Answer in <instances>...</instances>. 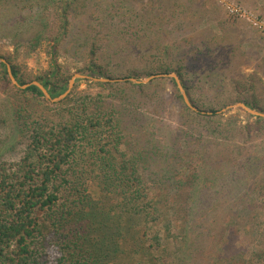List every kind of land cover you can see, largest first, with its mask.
Segmentation results:
<instances>
[{
	"label": "trees",
	"instance_id": "1",
	"mask_svg": "<svg viewBox=\"0 0 264 264\" xmlns=\"http://www.w3.org/2000/svg\"><path fill=\"white\" fill-rule=\"evenodd\" d=\"M110 1L79 0L74 4L77 10H84L83 23L86 25L89 56L94 57L99 49H102L99 52H105L113 48L111 42L104 39L106 34L102 31L117 35L115 30L124 36L126 44L133 48V54H148V48L154 45L148 38L152 36L153 29H138L125 23L119 25L122 21L111 25L101 17L102 14H113L114 18L117 16V8L113 11L106 8ZM125 2L129 0H124L122 4ZM68 3L70 6L73 1ZM92 3L100 4L99 8L92 9ZM25 5L32 12L34 6L30 0H0V34L10 32L21 38L25 35L23 32L41 31L46 21L41 12L43 10L38 9L29 14L28 10L25 11ZM202 5L204 11L194 13L191 21L189 20L190 24L194 19L198 21L192 22L189 32L179 41L184 43V46L178 44L184 50L183 62L191 54L199 62L206 77L204 83L216 87L214 93H225L222 87H226L234 96L233 99L237 97L234 103L244 104L249 109L264 114V75L259 76L258 70L249 75L243 74L239 71L240 65L236 63V58H232L231 65L226 64L225 69L221 68L220 71L201 64L207 54L205 48L213 54L218 51V54H222L225 38L234 39L230 26L237 24L236 18L225 21L217 18V14L214 17L211 15L214 8L218 12L215 0H202ZM87 6L91 9L85 10ZM79 12L81 15V11ZM23 13L30 15L28 20H23ZM68 15L71 16L68 11L63 14L56 11L60 22L58 35L51 33V38L46 35L44 39L52 41L49 47L50 69L34 79L43 86L51 99L63 95L68 86L67 77L60 74L59 66L54 60V41L58 37L62 40L67 36ZM212 21L219 33L211 28ZM202 22L205 27H201ZM92 23L97 25L95 29L91 28ZM161 37L164 38V35ZM232 51L231 46L229 53L233 55ZM7 65L20 86L30 82L19 77L18 70L10 59H0V151L10 145L19 147L16 158L6 159L4 153L0 155V264H138L134 263L135 256L139 257L140 264H157V251L153 249L155 243L147 245L145 228L129 227L125 231L127 236L123 237L120 219L122 214H130L143 217L146 223L158 226L160 217L166 219L169 213L180 223L188 218L192 221L189 237L183 233V226H187V223L180 224L184 247L201 248L208 246L214 239L215 246H221L222 249L230 241L225 227L229 224L235 227L238 225L242 230L247 227L249 237H255L262 250L256 254L259 262H264V153H260L262 147L258 148L257 141L260 139H255V150L250 153L241 149L244 143H237V138L242 133L247 134L249 128L244 132L243 128H246L231 118L224 123L213 122L214 118L219 117L214 114L215 110L208 109L212 114L209 115L193 103L189 89L193 83L186 85L178 71L175 74L194 109L190 110L183 103L175 81L170 79L175 87L176 99L183 107L179 116L186 119V115L192 120L183 121L181 134L184 139L193 136L199 139L197 145L190 143L189 147V153L197 154L198 158L194 160V165H187L185 157L182 160V156H179L178 160H182L181 165L184 167L178 186L170 193L167 187L147 189L145 180H142L138 172L140 163L133 155L128 158L126 156L128 150L130 153H138L134 149V138L131 140L132 126L128 125H134L136 118L132 120V114L125 111L128 106H124L130 103L129 99L133 98V94L126 87L142 90L161 81L154 80L146 85L126 81H96L92 85L104 89L119 87L120 90L117 89L115 97L110 98L100 93L76 92L74 87L67 97L53 104L35 86H29L25 90L13 86L7 74ZM80 73L97 80L141 78L138 75L113 77L105 69L92 65V62L87 71ZM164 74H169V71L163 69L160 72H148L144 77ZM128 93L131 94L127 95ZM15 95L25 96V103L14 101L9 104L6 101L14 99ZM123 97L125 99L119 101ZM147 100L145 104L148 106L150 100L155 110L164 104V98L158 90ZM165 101L168 102L167 99ZM43 106H48L50 113ZM238 110L242 112L241 109ZM245 115L255 120L259 125L257 132L260 131L264 118L247 113ZM142 132L140 131L141 134ZM212 141L216 142L217 147L231 149V152L211 153L215 147ZM173 146L175 145L170 147L171 152L176 151ZM199 151L202 153H197ZM181 152L177 149L176 153ZM88 190L98 194L99 198L94 199ZM150 193L153 198L154 195L158 198L149 200ZM256 194L261 203L252 210L244 203L248 197ZM169 196L172 201L167 200ZM206 197L211 202L204 204ZM209 214H214V218L208 219L206 216ZM244 216L247 220L241 227L242 221L239 218ZM239 228L237 230H241ZM197 231L203 236H198ZM121 246L122 253H119Z\"/></svg>",
	"mask_w": 264,
	"mask_h": 264
},
{
	"label": "rangeland",
	"instance_id": "2",
	"mask_svg": "<svg viewBox=\"0 0 264 264\" xmlns=\"http://www.w3.org/2000/svg\"><path fill=\"white\" fill-rule=\"evenodd\" d=\"M30 1L34 6L32 12L34 13L38 9H41L43 10L41 11L42 14L46 17L41 31L39 33L23 32L25 35L21 38L15 37L10 32L0 34V59H10L18 70L19 77H21L22 80L30 81L29 83L36 82L34 80L36 77L47 73L50 69L49 47L52 45V41L47 42L44 39L46 35L51 38V33H56L58 35L60 22L57 19L56 11H60V14H63L65 11L71 13V16L68 15L67 18L69 21L67 36L62 40L58 37L54 41L56 47V56H54V60H56L59 66L60 74L67 77L68 84L75 75L83 76L80 71H87L91 66V62L92 65L105 69L110 76L126 78L125 76L138 75L137 77L141 78L136 80L139 81L147 80L149 77L147 78L144 76L148 72H160L163 69L169 71V74H164L169 75L168 77L155 78L148 83L136 84L146 85L151 84L154 80L161 81L160 83H153L151 86L142 90L132 89L129 86L126 87L127 90L131 91L133 94V98L130 97L129 99L130 103L124 106H128L125 111L132 114V120L136 118V123L134 125L131 123L128 125L132 126L131 131L133 135L131 136V140L134 138V149L138 152L130 153V150H128L126 156L128 158L133 155L135 160L140 163L138 172L142 180H145L147 189L167 187L168 192L173 193L178 186L183 171L184 166L181 165L183 157H185L184 161L187 165H194V160L198 158L197 154L189 153V147H191L190 143L197 145L199 139L194 136L189 139H184L181 134V124L183 121L192 120L186 115V119H184L183 116H179L183 107L176 99L175 87L172 86L170 81V79H173L170 75L175 74V71H178L182 75L186 85L187 83L188 85H191L189 84L191 82L193 83V86L191 85L189 89H191L190 93L193 98V103L196 106L209 115L212 114L208 109L213 108L215 110L214 114H217L219 117L214 118L213 122L224 123L231 118L236 121L238 125L240 124L242 127L246 128H243L244 132L247 131V127L249 128L247 134L242 133V135L237 138V143L241 141L244 143L240 147L241 149L246 153H250V151L254 149L253 146L256 143L255 139H260L257 141L258 148L262 147L263 150L260 153H264V123H261L260 131L257 132L259 125L255 123L254 119L245 115L247 112L243 109L235 107L241 103L233 102L237 97L233 99L232 97L234 96L230 94V90L226 87H222L225 93H214L213 90L216 89V87H213L212 84L204 83L206 77L199 67V62H196L191 54H188L185 58L186 61L183 62L184 50H182V46L179 47L178 44L184 46V43H179L181 37L189 32V27L192 25V22L198 21L194 19L190 24L191 15L194 13L200 14L204 11L202 0H192V2L189 0H129V2H125L124 4H122L124 0H111L108 3L109 6H106V8L109 7L111 11L117 8L118 11L115 12L117 16L114 18L113 14H107L105 16L102 14L101 17L110 22L111 25H115L113 22L122 21L119 22V25L125 23V25H134V28L145 30L152 28V36H148V38L154 42V45L148 48V54H133V48H130L126 44L127 41L124 36L119 35L117 30H115L117 35H109L107 32L100 29L103 34H106V38L104 39L111 42L113 48L107 49L105 52H99L102 50L99 49L98 52L94 54V57L89 56V46L86 44V25L83 23L84 10L83 8L80 10L78 9L82 13L80 15V12L74 5L77 4L79 0ZM69 1H73V4L70 6L68 5ZM87 1L92 0H86V2ZM186 2L188 4L187 6ZM250 2V0H215L218 6V12L214 8L211 15L214 17L217 14V18L229 21V18L236 17L231 16L226 8L228 5H236L240 9L252 13V15L264 21V17H262L258 11L254 10ZM91 6L92 9L99 8L100 4L92 3ZM186 7H188V10H186ZM24 8H26L25 11L28 10L29 14H33L29 12L30 7H28V5H25ZM90 9L91 8L88 6L85 8V10ZM22 15L25 21L28 20L30 16H27L25 13ZM8 17H11V14H8ZM51 18L55 21H52ZM236 21L237 24H231L230 26V32L234 35V39L231 40L227 38L226 40L225 38V47L224 50L221 51L222 54H218L220 53L219 51L213 54L204 47L207 50V54L201 60V64L205 67L211 66L220 71L226 64L231 65L232 58H236V63L241 67H239V71L243 74L249 75L253 73L254 70H258L259 76L264 75V46L256 39L259 38L261 41L264 40V37L246 21L239 18H236ZM70 22H72V24ZM136 23L142 24L137 25ZM210 25L214 32L219 33V29L215 22L212 21ZM96 26L97 25L94 23L91 24L92 29H95ZM98 27L102 28L100 26ZM201 27H205L204 22L201 23ZM37 29H39V27ZM227 30L229 31V28ZM32 31L35 32V30ZM255 31L260 35L255 34ZM253 33L254 37L252 36ZM140 34H142V32H140ZM162 35H164V38L161 37ZM33 45H36V47H32ZM231 46L233 48V55L229 53V48ZM180 59L182 61H180ZM221 63L223 64L221 65ZM187 78H189L190 81L187 80ZM128 79L134 78L129 77L123 79L122 82H130ZM100 80H103V78L98 80L99 83H107ZM95 82L96 81H91L89 79L77 78L74 81L71 91L75 87L76 92H88L91 94L100 93L110 98L115 97V91H117L119 87H107V89H104L103 87L92 85V83ZM119 90L120 89H118V91ZM156 90L160 91L164 98V104L162 107L158 108V110L153 108L154 106L150 104V100L148 106L145 104L148 101L147 99H149ZM3 97H5L4 94ZM13 98L14 99L6 101L9 104L14 101L19 103L23 101V103H25L26 99L25 96L22 97L20 95H15ZM124 99L125 97H123L122 100L119 99V101L122 102ZM166 99L168 102L165 101ZM59 102L51 103L56 104ZM43 107L50 113L48 106ZM38 108L40 109V107ZM238 109H241L242 112ZM140 131H143L142 134ZM18 139L19 137H17L16 140L18 141ZM212 142H214L213 146L215 147L210 151L211 153L217 154L220 153V151L225 153L231 152V149L223 150L216 146L215 141ZM172 144L175 145L173 147L176 151L172 150L173 152H171L170 147ZM18 149L19 147L16 145H10V147L7 146L3 148V150L0 151V155L4 153L3 155L6 156V159L16 158L19 153ZM177 149L179 152L182 150V152L176 153ZM197 153L202 152L199 151ZM179 156H182V160L180 161L178 160ZM88 193L91 194L94 199L99 198L98 194H95L92 190H88ZM208 196L213 198L211 195ZM156 198H158V196L154 195L153 198V195L151 193L149 194V200H155ZM167 200L172 201V198L169 196ZM204 200V204L211 202L207 197ZM245 202L244 204H246V207L254 209V206H259L261 200L256 194L248 197ZM240 205L242 206L243 204ZM206 217L208 219H213L214 214H209ZM239 219L242 221L240 224L242 227L245 225L243 222H246L247 219L245 216ZM160 221V225L154 226L153 224L146 223L143 217L132 216L130 214H122L120 219L123 228V237L127 236V232L125 231H127L129 227L145 228L147 245H152L153 242L155 243L153 249L157 251V264H264L263 261L259 262V256L256 254L262 250L256 243L255 237H249L250 233H247L249 232L247 227L245 230H242L238 225L236 227L234 225L231 226V224L226 226L225 233L229 234L227 238L230 241L229 244L224 245L222 249L221 246H215V242H213L214 239L208 246L205 245L201 248H197L198 246L184 247L181 241L183 234L180 224L187 223V226H183V228H185V232L183 230V233L189 237L191 232L189 226L192 222L190 218L180 223V221L175 219V216L169 213L166 219L160 217ZM237 228L241 230H237ZM197 235L203 236V234L198 231ZM258 241L260 243L259 237ZM120 245H122V243H120ZM122 249L123 246L120 247L118 252L122 253ZM134 263L140 264L139 257L135 256Z\"/></svg>",
	"mask_w": 264,
	"mask_h": 264
},
{
	"label": "water",
	"instance_id": "3",
	"mask_svg": "<svg viewBox=\"0 0 264 264\" xmlns=\"http://www.w3.org/2000/svg\"><path fill=\"white\" fill-rule=\"evenodd\" d=\"M7 74H8V77L10 79V82L12 83L13 86H15V87H17V88H19L21 90H25L29 86H35V87H37L42 92V94L44 95V97L47 100H49L50 102H53V103L59 102V101L63 100L65 97H67L70 94V91H71V89L73 88V85H74V81L77 78L89 79L91 81H98L97 79L88 78L86 76L75 75V77H73V79L69 81L68 88H67L66 92L63 95L59 96L58 98L51 99L50 96H49V94L47 93V91L43 88V86L40 85L37 82H32V83H29V84H25V85L20 86L17 83V81L13 78L12 73H11V69H10L9 65H7ZM168 76L169 75H156V76L149 77L145 81H139V80H136V79H128V81H130L131 83H134V84H143V83H148V82H150L151 80H153L155 78L168 77ZM170 77L174 79V81H175V83L177 85L178 91L181 94L184 103L190 109L194 110L193 107L190 105V103L188 101V98H187V96H186V94L184 92V89H183V87H182V85H181L178 77L175 74L170 75ZM100 81H102V82L121 81L122 82L123 80H111V81L110 80H100ZM235 107H238V108L243 109L245 112H247L248 114H250L252 116L264 118V114H260V113H258L256 111H253V110L249 109L248 107H246V106H244L242 104L236 105ZM230 108H233V107H230Z\"/></svg>",
	"mask_w": 264,
	"mask_h": 264
},
{
	"label": "built area",
	"instance_id": "4",
	"mask_svg": "<svg viewBox=\"0 0 264 264\" xmlns=\"http://www.w3.org/2000/svg\"><path fill=\"white\" fill-rule=\"evenodd\" d=\"M228 10V13L236 18L242 19L246 21L247 23L251 24L254 29H256L258 32L262 34L264 37V21L260 20L258 17L252 15V13L246 12L236 5L233 6H227L226 8Z\"/></svg>",
	"mask_w": 264,
	"mask_h": 264
},
{
	"label": "crops",
	"instance_id": "5",
	"mask_svg": "<svg viewBox=\"0 0 264 264\" xmlns=\"http://www.w3.org/2000/svg\"><path fill=\"white\" fill-rule=\"evenodd\" d=\"M250 5L254 8V10L258 11L262 17H264V0H250ZM249 29V28H248ZM257 35H260L258 32H254ZM254 33L252 36L254 37ZM259 40V43L264 46V40H261L259 38H256Z\"/></svg>",
	"mask_w": 264,
	"mask_h": 264
}]
</instances>
